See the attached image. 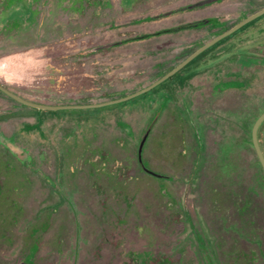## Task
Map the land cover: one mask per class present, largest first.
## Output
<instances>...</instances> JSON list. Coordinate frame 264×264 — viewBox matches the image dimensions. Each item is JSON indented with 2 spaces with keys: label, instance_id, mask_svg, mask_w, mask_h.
I'll list each match as a JSON object with an SVG mask.
<instances>
[{
  "label": "rangeland",
  "instance_id": "obj_1",
  "mask_svg": "<svg viewBox=\"0 0 264 264\" xmlns=\"http://www.w3.org/2000/svg\"><path fill=\"white\" fill-rule=\"evenodd\" d=\"M156 1L0 0V83L43 104L120 98L264 7L220 0L143 20L197 0L150 10ZM248 23L122 102L51 112L1 90L0 264H264V179L249 144L264 110V14Z\"/></svg>",
  "mask_w": 264,
  "mask_h": 264
},
{
  "label": "trees",
  "instance_id": "obj_2",
  "mask_svg": "<svg viewBox=\"0 0 264 264\" xmlns=\"http://www.w3.org/2000/svg\"><path fill=\"white\" fill-rule=\"evenodd\" d=\"M179 0H157L156 1V3H155V5H154V7L152 6V7H150L149 9L151 10H155V9H158V8H160V7H163V5H170V6H172V8H173V6L175 5V4H177V2H178ZM203 1L204 0H197V1H195V2H193V3H191L190 5H188V6H186V7H183V6H179V7H175V8H173V9H170V10H167V11H165V12H163L162 14H158V16H155V17H149V16H147L146 18H144V17H141V18H144L143 20H152V19H158V18H165V17H170V16H172L173 14H179V13H181V12H183V11H186L187 9H190V8H193V9H195V8H197V7H202V6H204V5H206V4H208V3H210V2H207V3H203ZM214 1H220V0H213V2ZM211 3H212V1H211ZM139 12H137V15H139V17L141 16V15H144V13H145V10H141V12L138 14ZM137 19H139V18H137ZM143 20H140V21H143ZM221 19L218 17V16H215V17H209V18H205V19H202V20H195V21H193V22H179L178 20H177V22L174 24V25H170V26H168L167 28H165V27H161L159 30H156V31H150V32H148V33H143V34H141V35H136L135 37H132V38H130V39H127V40H140V39H144V38H149V37H156V36H159V35H162V34H164V33H168V34H177V33H179V32H182V31H189V30H194V29H199V28H202V27H205V26H208V25H219L220 23H221V21H220ZM249 24V23H248ZM247 25V24H246ZM245 25V26H246ZM245 26H243V27H241V29H243ZM241 29H239V31L241 30ZM237 32V31H236ZM235 32V33H236ZM235 33H233V34H235ZM233 34H231V35H228L227 37H225V38H223V39H221L220 41H218L216 44H214L213 46H211L210 48H208V49H206L205 51H203L201 54H199L197 57H195L191 62H189L187 65H186V67L185 68H187V67H189L190 65H192V64H194L198 59H200L202 56H204L208 51H210V50H212V49H214V48H216L217 46H219L220 44H222L225 40H227V39H229ZM214 37V36H213ZM213 37H211V38H209V39H207L206 41H204L203 43H201V45H203V44H205L206 42H208L209 40H211ZM125 41H123V40H118V42H111L110 43V45H112V46H114V45H119V44H123ZM200 45V46H201ZM100 48H106L105 47V45L104 46H101ZM198 48V47H197ZM195 49H193V51H194ZM193 51H191V52H193ZM190 52V53H191ZM189 53V54H190ZM189 54H187L185 57H183L182 59H181V61L184 59V58H186ZM249 66H251V67H249V68H252L253 70H254V72L256 73H259V71H260V68L261 67H255L256 66V63H254V65H249ZM252 66H254V67H252ZM184 68V69H185ZM184 69H182V71L184 70ZM239 70H243V69H239ZM182 71H180V72H182ZM242 74H244V72H242V71H240ZM179 73V72H178ZM178 73H176V74H178ZM248 73V75H246L245 76V79H243L242 78V76L238 79V80H241V78H242V80L244 81V83H245V85H247V84H249L250 82H251V79H252V74H251V72H247ZM175 74V75H176ZM175 75H173V76H171L170 78H173ZM237 80V81H238ZM236 81V80H235ZM239 83L240 82H242V81H238ZM155 89V88H154ZM154 89H152V90H154ZM152 90L150 91V92H148L147 94H149V93H151L152 92ZM1 91V90H0ZM208 98H210V97H208ZM14 101H16V102H18L19 104H22V105H24V106H28V105H26V104H24V103H22V102H19V101H17V100H15L14 98H12ZM210 100H212V99H210ZM209 103V104H208ZM206 104H208V106L209 105H212L211 104V102H206L205 103V105L204 104H201V106H203V107H206ZM207 106V107H208ZM37 110H39V109H37ZM42 111H53V110H42ZM264 111V110H263ZM260 115V114H259ZM258 115V116H259ZM257 116V117H258ZM264 124V122L260 125V127H259V142H260V144H261V141H260V131H261V127H262V125ZM200 126V125H199ZM199 126H198V133L200 134V131H199ZM150 128H152L151 127V125H150ZM149 130V129H148ZM148 132L149 131H146V135H144V137H143V139H142V141H141V144H140V152H139V154L141 155V153H142V150H143V145L145 144V139H147V135H148ZM201 140V139H200ZM249 140H252V133H250V139ZM249 144L250 145H252V147H253V149L255 150V148H254V145H253V143H251V142H249ZM200 145H203V143H201ZM202 147V146H201ZM200 147V148H201ZM261 147H262V144H261ZM263 149V148H262ZM264 151V150H263ZM255 152H256V150H255ZM257 154V153H256ZM202 156V155H201ZM257 157H258V155H257ZM258 161H259V158H258ZM219 164H220V161H219ZM259 164H260V166H261V170H262V176H263V179H264V170H263V168H262V165H261V163H260V161H259ZM143 166H144V164H142ZM144 168H145V170L147 171V172H149V173H153L150 169H148L147 167H145L144 166Z\"/></svg>",
  "mask_w": 264,
  "mask_h": 264
},
{
  "label": "water",
  "instance_id": "obj_3",
  "mask_svg": "<svg viewBox=\"0 0 264 264\" xmlns=\"http://www.w3.org/2000/svg\"><path fill=\"white\" fill-rule=\"evenodd\" d=\"M211 1H213V0H204L203 3H207V2H211ZM263 14H264V7L261 8L260 10L256 11V12H254L253 14L245 17L244 19H242L241 21L236 23L231 28L227 29L226 31H223L222 33L215 36L214 38H212L211 40H209L205 44L198 47L196 50H194L192 53H190L186 58H184L180 63H178L175 67H173L170 71H168L166 74H164L162 77H160L159 79H157L156 81H154L150 85H148V86H146V87H144L138 91H135L129 95L120 97V98H116V99H112V100L104 101V102H100V103H92V104L51 105V104L38 103V102H34V101L28 100L26 98H23V97L17 95L16 93L12 92L8 88H6L1 83H0V90H2L3 92H5L9 96H11L12 98H14V99L26 104V105L33 106V107H36L39 109H49V110L64 109V108H77V107H79V108L98 107V106L108 105V104H112V103L122 102V101L131 99L135 96H138L142 93H145V92L153 89L154 87H156L157 85H159L160 83H162L163 81H165L166 79H168L169 77H171L172 75H174L175 73L180 71L183 67H185L189 62H191L195 57H197L203 51H205L206 49H208L212 45L216 44L221 39H223V38L227 37L228 35L234 33L236 30H238L239 28H241L242 26H244L248 22L252 21L253 19H255V18H257ZM263 121H264V111H262L260 113V115L256 118V120L253 124V127H252V143L254 145V148H255L256 153H257L258 158H259V161H260L262 168L264 170V151L261 147V144L259 142V137H258V130H259V127Z\"/></svg>",
  "mask_w": 264,
  "mask_h": 264
}]
</instances>
